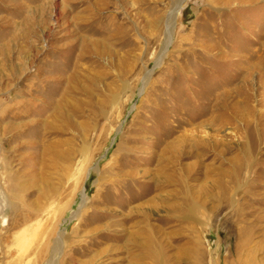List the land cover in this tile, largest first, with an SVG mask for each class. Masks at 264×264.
<instances>
[{
	"label": "rangeland",
	"instance_id": "obj_1",
	"mask_svg": "<svg viewBox=\"0 0 264 264\" xmlns=\"http://www.w3.org/2000/svg\"><path fill=\"white\" fill-rule=\"evenodd\" d=\"M0 264H264V0H0Z\"/></svg>",
	"mask_w": 264,
	"mask_h": 264
},
{
	"label": "bare ground",
	"instance_id": "obj_2",
	"mask_svg": "<svg viewBox=\"0 0 264 264\" xmlns=\"http://www.w3.org/2000/svg\"><path fill=\"white\" fill-rule=\"evenodd\" d=\"M138 261V260H137ZM139 263V262H138Z\"/></svg>",
	"mask_w": 264,
	"mask_h": 264
}]
</instances>
